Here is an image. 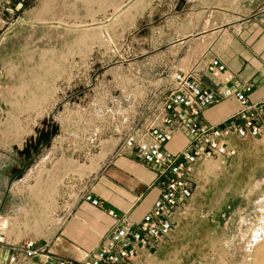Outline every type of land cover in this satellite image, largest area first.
I'll return each instance as SVG.
<instances>
[{"label": "rangeland", "instance_id": "rangeland-1", "mask_svg": "<svg viewBox=\"0 0 264 264\" xmlns=\"http://www.w3.org/2000/svg\"><path fill=\"white\" fill-rule=\"evenodd\" d=\"M4 1L0 16L11 25L0 46V224L16 242L56 225L57 210L65 213L125 130L156 120L171 74L124 65L136 58L131 11L151 0ZM48 121L61 126L58 137L16 177L24 141ZM229 144L234 156L198 164L170 236L137 264H261L264 126L260 138Z\"/></svg>", "mask_w": 264, "mask_h": 264}, {"label": "crops", "instance_id": "crops-1", "mask_svg": "<svg viewBox=\"0 0 264 264\" xmlns=\"http://www.w3.org/2000/svg\"><path fill=\"white\" fill-rule=\"evenodd\" d=\"M3 1L0 0V6ZM177 1L151 0L146 1L145 7L139 2L137 11H131L136 22L134 30L130 27L134 45L129 49L135 51L136 58L125 61L124 65L132 69L142 66L153 72L190 74L197 84L216 91L249 87L250 92L246 93L249 103L264 100V0H187L183 9L175 12ZM12 2L16 8L21 5L19 0ZM142 56L146 58L141 59ZM211 59L225 64L233 77L231 83L216 86L207 72ZM237 108L234 98L229 97L204 110L198 120L218 125ZM58 126L57 137L61 131ZM186 144V135L178 131L168 148L176 153ZM170 180L168 173L145 165L135 152L113 153L99 162L89 183V191L98 199L99 206L77 202L68 217L66 211L60 213L57 210L53 215L59 217L58 223L35 240L47 244L45 253L51 256L75 262L88 261L117 224L109 211L132 222L140 221ZM22 196L20 198L24 199ZM0 207L2 209L3 205ZM8 234L9 231L6 236L10 243L14 240ZM157 246L152 245V251ZM9 253L7 246L0 247V264L7 263ZM34 262L30 259L19 264Z\"/></svg>", "mask_w": 264, "mask_h": 264}, {"label": "built area", "instance_id": "built-area-1", "mask_svg": "<svg viewBox=\"0 0 264 264\" xmlns=\"http://www.w3.org/2000/svg\"><path fill=\"white\" fill-rule=\"evenodd\" d=\"M0 24L1 46L11 24L4 20ZM207 72L217 87L233 81L225 64L218 59L209 61ZM170 74L167 91L164 93L159 90L157 94L156 120L147 127L131 124L114 150L115 155L135 152L145 165L171 176L150 211L138 222L109 211L108 214L117 220V224L108 239L84 262L51 256L45 253L48 245L37 240L20 239L9 243L6 236L8 225L3 221L0 224V247L7 246L10 251L6 264H19L30 259L35 260L34 264H137L144 251H150L152 245H157L170 236L177 209L184 206L193 195V173L198 164L203 160L228 159L234 156L235 150L229 144L232 137L243 140L262 136L264 100L249 103L246 96L250 92L249 87L216 91L197 84L190 74L178 71ZM4 75L5 71L0 63V98ZM229 97L234 98L238 108L227 120L218 125H208L198 120L204 110ZM178 131L186 135L187 144L173 153L168 144ZM77 202H86L92 207L99 206L98 199L89 191L88 182L65 203H68L67 217L73 204Z\"/></svg>", "mask_w": 264, "mask_h": 264}, {"label": "flooded vegetation", "instance_id": "flooded-vegetation-1", "mask_svg": "<svg viewBox=\"0 0 264 264\" xmlns=\"http://www.w3.org/2000/svg\"><path fill=\"white\" fill-rule=\"evenodd\" d=\"M57 133L58 129L56 126L52 121H48L33 137L24 141L18 153L21 165L16 171V177H19V175L38 158L41 151L48 147L51 141L57 137Z\"/></svg>", "mask_w": 264, "mask_h": 264}, {"label": "water", "instance_id": "water-1", "mask_svg": "<svg viewBox=\"0 0 264 264\" xmlns=\"http://www.w3.org/2000/svg\"><path fill=\"white\" fill-rule=\"evenodd\" d=\"M187 0H178L175 6V12H180L185 6Z\"/></svg>", "mask_w": 264, "mask_h": 264}, {"label": "bare ground", "instance_id": "bare-ground-1", "mask_svg": "<svg viewBox=\"0 0 264 264\" xmlns=\"http://www.w3.org/2000/svg\"><path fill=\"white\" fill-rule=\"evenodd\" d=\"M7 225V224H6ZM264 254V253H263ZM261 264H264V257H263V260H261V262H260Z\"/></svg>", "mask_w": 264, "mask_h": 264}]
</instances>
